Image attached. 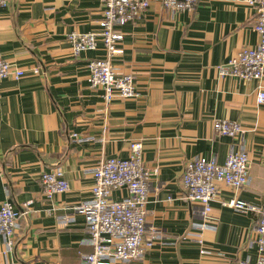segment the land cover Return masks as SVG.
<instances>
[{"label":"crops","instance_id":"1","mask_svg":"<svg viewBox=\"0 0 264 264\" xmlns=\"http://www.w3.org/2000/svg\"><path fill=\"white\" fill-rule=\"evenodd\" d=\"M101 0H11L0 8V51L23 69L19 80L0 81V205L24 214L10 249L0 237V264H83L91 253L83 215L74 207L92 200V170L101 159L129 155L141 141L150 179L145 239L154 245L140 260L114 264H237L255 262L256 213L222 205L233 198L264 208V79L220 76L244 47H255V15L243 0H198L175 12L152 2L138 19L118 27L123 39L110 64L132 74L137 96L106 103L88 81V63L105 49L73 53L71 33L99 34ZM39 69L38 74L31 72ZM215 120L238 122L235 139L217 135ZM246 152L248 183L218 184L208 228L201 207L188 202L180 181L186 163L200 156L219 165ZM62 167L68 190L47 198L41 174ZM127 196L125 189L112 199ZM72 215L65 228L58 223ZM204 251L205 253H201Z\"/></svg>","mask_w":264,"mask_h":264},{"label":"built area","instance_id":"2","mask_svg":"<svg viewBox=\"0 0 264 264\" xmlns=\"http://www.w3.org/2000/svg\"><path fill=\"white\" fill-rule=\"evenodd\" d=\"M11 0H0V8L6 7ZM255 15L253 30L258 41L255 47H244L226 64L218 67L220 76H232L242 80L264 79V0H243ZM102 30L94 33H71L67 40L72 44L73 53L96 49L101 43L105 49V59H93L88 63V81L92 88H100L106 103L114 98L130 99L137 96L132 74L118 75L110 60L118 53L123 35L118 27L138 19L152 2L163 8L180 12L193 11L198 0H101ZM38 74L37 67L32 68ZM25 71L8 63L0 51V81L12 78L19 80ZM257 104L264 103V91L256 97ZM213 129L217 135L235 139L242 137L244 129L235 121L215 120ZM250 163L246 152L230 153L225 162L219 165L215 160L193 157L186 163L181 177V187L185 199L201 207V222L197 228H208L211 202L219 194L218 184L239 190L248 183ZM157 172L149 169L143 161L141 141H132L129 155L125 159L110 157L101 159L92 170V200L74 207L73 213L83 215L91 253L83 256V264H114L140 260L154 245V236L145 239V215L150 179ZM42 192L47 198L65 193L68 182L61 166L55 165L41 174ZM125 189L127 196L112 199V192ZM222 205L234 211L256 213L258 220L254 227L258 256L255 262L240 260L237 264H264V208L233 198ZM24 213L17 210L9 200L0 205V237L5 239L10 249L16 236L18 220ZM72 215L58 223L65 228ZM201 253H205L201 251ZM9 264H21L19 262Z\"/></svg>","mask_w":264,"mask_h":264}]
</instances>
